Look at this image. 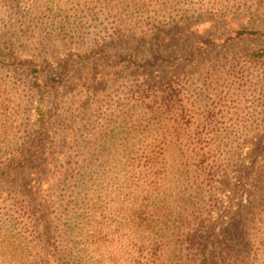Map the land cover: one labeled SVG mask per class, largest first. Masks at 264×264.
<instances>
[{
	"label": "rangeland",
	"instance_id": "374dc122",
	"mask_svg": "<svg viewBox=\"0 0 264 264\" xmlns=\"http://www.w3.org/2000/svg\"><path fill=\"white\" fill-rule=\"evenodd\" d=\"M258 19L264 20V0H0V264H9L11 237L23 233L9 222V205L13 200L31 203L25 192L39 174L34 168L22 177H9V159L17 158L18 150L29 149L32 141L34 145L42 142L45 133L35 139L40 133L37 123L41 115L53 118L51 136L59 138L61 129L69 133L61 158L55 146H46V158L53 164L56 161V167L67 160H96L100 166L91 168L80 191L101 198L107 206L114 198V194H108L121 178L124 141L120 118L129 108L127 98L136 96L140 85L148 89L151 84L155 90V83L180 79L186 87L187 108L195 116L192 126H203V119L209 118L211 123L206 129L217 132L227 145L220 154L226 162L231 147L240 142V130H264V107H256L255 102L260 77L256 79L257 74L250 71L246 79L232 80L226 74L235 59L244 56V49L264 48V44L257 41L227 47L225 43L220 50L222 38H229L238 28L264 33V22ZM182 22L192 24L189 39L181 50L171 54L173 51L156 43L157 35L160 29L169 31L160 37L166 45L170 37L180 34L174 26ZM204 39L216 43L206 53L200 43ZM153 58H160V67L148 73L139 70L140 64ZM181 58L186 67L175 69L171 64ZM60 73H64L62 82H51ZM35 75L41 85H46L43 94L38 93L41 87L32 84ZM260 86L264 89V83ZM77 111L82 114L77 119L69 116ZM166 126L167 119L160 118L152 133L153 140L168 144L170 150L163 162L167 175L158 179L164 194L158 192L156 211L161 213L159 224L170 221L177 231L184 227L179 213L191 205L189 199L198 204L206 192L193 174L181 175L186 143L173 135L157 136ZM112 130L116 137L110 142L108 134ZM238 146L241 151L231 159L230 177L221 188L223 195L217 197L231 194L234 179L239 171L244 174L241 169L248 165L244 162L247 150ZM13 188H20L18 197L10 195ZM104 188L106 193L101 195ZM244 204L249 207L239 211L232 221L238 235L222 232L220 249L248 264L252 238L250 234L246 237V229L252 225V216L264 212L262 181L251 186ZM104 220L108 225L103 230L111 239L99 243L97 236L83 241L74 251L87 257L90 264H112L106 258L116 245L123 250L127 247L125 251L130 248L137 257L135 242L123 241L127 236L122 231L112 236L116 227L109 218ZM164 227L161 224L156 230ZM94 234L91 229L89 237ZM94 241L106 245L99 246ZM162 244L166 246L163 264H176L181 256L177 246L171 242ZM261 250L259 261L264 264V248Z\"/></svg>",
	"mask_w": 264,
	"mask_h": 264
},
{
	"label": "trees",
	"instance_id": "16d2710c",
	"mask_svg": "<svg viewBox=\"0 0 264 264\" xmlns=\"http://www.w3.org/2000/svg\"><path fill=\"white\" fill-rule=\"evenodd\" d=\"M257 22L262 23L264 20L258 19ZM191 25L182 22L174 26L180 30V34L170 37L166 45L164 38L160 37L169 31L160 29L156 43L166 50L173 51L171 54L181 50L180 47L189 39ZM257 41L264 44L263 32L249 31L242 27L232 36L229 35V38H222L220 50L225 48V43H228V47L232 44L253 45L252 43ZM200 43L204 47V53L209 52L211 45L216 44L209 39ZM244 51V56L236 58L226 74L232 80H244L250 71L255 72L256 79L260 77V81L256 82L258 88L255 89L258 95L255 100L256 107H264V89L260 86V83H264V48H247ZM159 55L162 56L161 53ZM159 60L160 58L146 60L140 64L139 70L148 73L151 69L161 66ZM181 60L171 65L176 66L175 69H184L186 65L183 58ZM63 75L64 73H60L51 82L57 81L60 84ZM38 80L35 75L32 84L37 88L41 87L38 93L43 94L46 85H41ZM244 82L246 80L242 83ZM155 85V90L151 84L147 90L142 88L144 85H140L136 96L127 98L126 106L129 108L120 118V135L124 141L121 149L122 166L119 167L121 178L108 194H114V198L108 203H112L111 206L105 205L101 198L80 191L89 179L88 172L91 168L100 166L96 160H67L56 167V161L53 164L46 158V146H55L60 157L67 147L69 133L60 128L62 134L60 132L59 138L56 134L51 136L49 126L52 116H40L37 123L40 133H36L35 139L45 133L42 142L34 145L32 141L29 149L18 150L17 158L9 159V177H22L29 169L37 168L39 171L34 184L28 185L25 192L31 203L20 204L11 199V208L9 205V222L13 227L23 230L22 235L13 236L9 240V264H90L87 257L74 249L83 241L97 236L99 243L110 240L103 230L108 225L104 220L106 218L116 227L112 236L122 231L127 236L123 241H134L138 252L135 257V252L131 253L130 248L125 251L127 247L123 250L116 245L115 251L106 258L108 262L110 259L112 264H163L166 246L162 242H171L177 246L176 251L181 256L176 264H247L223 253L224 249H220L221 233H235L237 228L233 225L234 217L249 207L244 202L251 186L262 181V191L264 189V130H240V142L231 147L230 157L226 162L221 159L220 154L227 145L223 144L217 132L206 129L211 123L207 121L209 118L203 119L206 122L203 126H192L191 122L195 120V116H191L187 108L184 98L186 87L183 82L172 78ZM50 90L54 91L53 86ZM77 112L69 116L77 119L82 115L80 111ZM72 117L70 120L73 122ZM160 118L167 119L168 126L161 133H157V136L166 138L167 135H173L186 143L181 175L193 174L196 183L206 192V196L204 194L203 200L198 204L189 199L188 203L191 205L179 213V216L183 217L180 222L184 227L177 231L168 223L170 221L161 223L165 226L163 230H156L161 225V213L156 211V199L158 192L164 194L158 179L166 177L167 168L163 162L170 156L169 145L152 138V133H155L153 127L158 124ZM32 135L35 136L33 132ZM115 137L116 134L112 130L108 139L113 142ZM238 145L247 150L244 162L248 165L241 166L244 174L241 175L239 171L238 177L234 179L231 194L222 198L219 195H223L221 188L230 177L231 159L241 151ZM49 169L51 170L48 171ZM19 189L13 188L10 195L13 198L18 197ZM105 191L106 188L102 189L101 195H105ZM251 223L250 228L246 229V237L250 234L252 238V243L248 244L249 257L252 254L248 264H261L259 254L264 248V212L252 216ZM91 229L95 234L89 237ZM235 234L238 235V232ZM240 235L245 237L242 231ZM106 238L108 240L105 241ZM114 240L122 242L119 239ZM98 242L92 243L100 246ZM104 245L106 243L101 246Z\"/></svg>",
	"mask_w": 264,
	"mask_h": 264
}]
</instances>
